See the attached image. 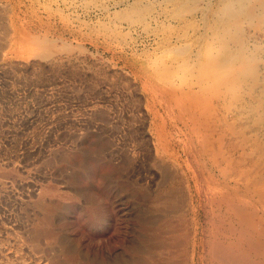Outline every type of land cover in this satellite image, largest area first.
Wrapping results in <instances>:
<instances>
[{
	"label": "rangeland",
	"instance_id": "rangeland-1",
	"mask_svg": "<svg viewBox=\"0 0 264 264\" xmlns=\"http://www.w3.org/2000/svg\"><path fill=\"white\" fill-rule=\"evenodd\" d=\"M83 1L0 0V264H135L140 252L150 256L149 264H264V236L255 235L254 210L241 213L218 191L201 197L197 227L186 204L174 217L166 215L172 224H162L161 231L151 223L164 217L150 205L163 191L161 183L177 179L186 200L193 181L185 158L156 140L157 126L169 120L165 107L177 109L184 102L179 96L169 102L163 90L186 89L191 55L168 54L161 45L170 37L168 47L177 46L175 28L192 23L195 30L185 29L182 44L196 52L203 22L212 20L220 0H193L198 12L184 17L179 28L157 21L159 7L146 19H118L124 7L114 8L117 0ZM149 24L151 31L144 27ZM64 25L93 31L70 36L62 33ZM101 26L108 31L102 33ZM22 32L50 37L57 46L70 42V51L38 58ZM227 213L236 219L235 228L228 227ZM148 241L158 248L150 249Z\"/></svg>",
	"mask_w": 264,
	"mask_h": 264
},
{
	"label": "bare ground",
	"instance_id": "bare-ground-1",
	"mask_svg": "<svg viewBox=\"0 0 264 264\" xmlns=\"http://www.w3.org/2000/svg\"><path fill=\"white\" fill-rule=\"evenodd\" d=\"M121 2L122 0H117L115 3L113 2L114 8L124 7L121 9V12L117 10L118 19H128L129 16H137L138 18L143 17L146 19L144 16H152L153 12L155 13L157 11L156 9L159 7L158 12L155 13L157 15V17H155L157 21L163 18L164 21H168L169 23H178V28L183 24L182 22L185 20L184 17L196 14L199 7L196 1L193 2V0L190 4H188L189 2L183 3L181 0H133L130 3ZM165 2L171 4L172 7H165V5H163ZM85 3L87 2L85 1ZM161 6H163L162 9ZM86 7L89 6L87 5ZM110 7L112 8V6ZM105 8H107V6ZM208 14H211V12ZM84 15L85 14H83V16ZM107 18H109V16ZM203 23L205 29L194 42V45L197 46L198 49H195L196 52L190 51L184 47L185 44H182L184 40H186V36H188L185 29L195 30V25L192 23H188L185 29L182 28L183 26H180V31L175 28L172 38H175L177 46H173V48L168 47L170 37L164 38L161 45V49L166 50L168 54H183V52L186 54L189 52L188 54L191 55V59L189 57V59L192 60L191 63L187 62V72L190 74L191 80L188 84H185L187 85L186 89L182 92H176V90H172L167 86L168 89L165 88V90H163L166 92L164 95L170 98L169 102H172L176 98L178 99V96L182 97L180 103L181 101L184 102L179 104L177 109L171 108L169 104V107H165V111H167L166 117H169V120L166 123L167 126L164 124L157 126L156 140L158 144L167 151L169 146L172 148L171 150H174L173 152H175V154L178 152L185 158L184 164L189 168H193V181L191 180L193 185L191 183L186 186L188 187V196L185 200L183 188L178 184L177 179L174 177L165 179L166 183H163L164 185L161 183L164 188L163 191L159 194H154L152 203L150 204H154L157 211L160 213L162 212L164 217L160 216L151 223L157 225L153 228L154 230L161 231L162 224L167 225L171 223L166 215L173 214L174 217L175 214L182 212L183 204H186L196 216L195 226L197 227L201 225V197L203 198L205 194L209 195L210 193L212 194L218 191L217 194L219 196L221 195L226 200L228 199V202L236 203L242 210H240L241 213L249 212L250 208L254 210L252 212L254 214H252L254 216H252L254 222L252 225L255 235L263 238L264 218L259 215V211L264 208V0H220L213 12L212 20ZM107 25L108 24L104 26L108 27ZM118 25L116 26L118 27ZM104 26H101L103 30L102 28L100 29L102 33L108 31ZM151 26L150 24L144 25L148 31H151L149 28ZM246 27L249 29V32L245 30ZM82 28H84V26L73 27L71 25H66L62 33L70 36H81L93 31L91 28ZM167 29L168 27H165V30ZM114 30L116 31V29ZM37 34L23 33L22 38L23 43L27 45L30 52L33 55L35 54L38 58L47 59L49 57L51 58L56 53L70 51V42L67 43L61 40L62 45L57 46L54 42L55 40L52 41L50 37L49 39L47 36ZM118 34H120L119 31ZM51 36H53V33ZM115 38L117 37L115 36ZM187 45H189V43ZM160 61L163 62L161 59ZM156 65H158V63ZM134 69L133 71H135ZM184 69H182V71ZM168 81L165 83L167 84ZM182 85H184V83ZM156 95L155 93L154 96ZM182 125L183 127H180ZM173 152H170L169 155H172ZM214 171L221 173V181L216 179L217 177ZM218 195H215V197ZM245 196L254 197L255 202H247L248 199L245 201ZM182 199H184V201ZM219 199H221V197H219ZM227 214L229 215L228 227L231 228L234 227V225H238L236 219L231 214ZM246 217L249 219L250 216L246 214ZM181 218L183 219V216ZM239 219L243 223L245 222L242 217H239ZM175 220L177 221L178 219ZM180 221L182 222L183 220ZM172 222L174 221L172 220ZM179 224L180 223H178V225ZM171 226L173 227V225ZM241 226V229H243V225ZM245 230L246 229H243V231ZM194 239L193 236V243ZM228 239L234 242L233 232L228 234ZM148 243L150 249L154 250L158 248L159 244L152 243L151 241H148ZM166 243H168V240ZM232 247H236V244L232 243ZM140 253L139 257H137L138 261L136 260L135 264H149L148 257L150 256L147 257V255L145 256L142 252ZM166 261L167 260H165V262ZM222 261L224 262V260ZM165 262L163 263L165 264ZM65 263L66 262H64V264Z\"/></svg>",
	"mask_w": 264,
	"mask_h": 264
}]
</instances>
